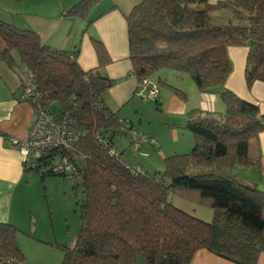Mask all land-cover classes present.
Returning <instances> with one entry per match:
<instances>
[{
    "label": "trees",
    "instance_id": "trees-1",
    "mask_svg": "<svg viewBox=\"0 0 264 264\" xmlns=\"http://www.w3.org/2000/svg\"><path fill=\"white\" fill-rule=\"evenodd\" d=\"M100 1L79 0L67 13L86 18ZM125 19L131 74L138 83L163 68L185 72L201 92L218 94L225 107L223 117L200 114L188 120L191 150L166 156L164 170L154 174L130 171L113 145V137L126 132L123 119L102 103V93L114 84L99 70L109 61L102 42L91 38L99 64L84 71L76 48H55L35 31L0 19V61L31 71L42 103L57 102L56 116L68 113L82 133L69 148L53 149L33 167L25 166L42 178L66 176L52 169L64 155L82 188L81 225L59 264H190L200 248L237 264H256L264 252V191L240 182L233 170L255 160L258 165L250 145L264 131V114L225 82L232 69L228 47L244 45L246 86L264 81V0H140ZM108 147L115 148L118 159ZM195 166L213 169L189 174ZM170 193L208 206L212 219L206 222L176 207ZM18 232L0 222V264H28Z\"/></svg>",
    "mask_w": 264,
    "mask_h": 264
},
{
    "label": "crops",
    "instance_id": "crops-1",
    "mask_svg": "<svg viewBox=\"0 0 264 264\" xmlns=\"http://www.w3.org/2000/svg\"><path fill=\"white\" fill-rule=\"evenodd\" d=\"M78 1L21 0L22 9L20 11L10 14V16L0 14V19L19 28L35 31L42 43L55 48L65 50L76 48L78 50L77 62L84 71L94 70L98 67V58L91 41L92 37L98 38L109 57V61L101 65L99 70L114 80V84L102 93V103L115 112L118 118L127 119L134 128L132 119L137 117L141 123L143 118V113L139 109L142 92L140 84L131 74L125 15L140 0H102L100 4L105 5V8L90 18V13L86 18L67 13L69 8ZM89 20H92V23L85 29ZM246 54L247 47L245 45L228 47L232 69L226 79L225 86L241 99L257 105L259 112L264 114V81L256 80L250 87L246 86L244 73ZM18 69L16 66L10 67L4 61H0V222H9L18 229L21 227L24 233L34 234L37 231L47 230L45 222L47 215L42 207L38 212L30 207L28 189L35 173L25 170V166L28 164H24L22 155L11 143V138L26 139L33 118L31 104L19 99L24 80V68H21L20 71ZM165 75L157 76L155 83L162 85L158 81L159 79L164 80L166 84L162 86L177 89L176 92L183 96V99L163 92L159 96L160 100L159 97L157 98L156 104L166 103L168 102L167 98L170 97L167 113L185 116L183 120L174 116L165 119V124L173 130V136L178 139L180 132L176 129L181 130L184 135L187 132V121L200 114L204 116L206 113L199 114L193 111V108L186 103L187 95L185 97L183 88L169 81L167 73ZM172 75L174 77V74ZM150 81L154 83L151 79ZM196 90L200 94L202 93L198 88ZM183 100L186 102L184 103ZM192 102L197 103L198 101L192 98ZM148 135L151 138L155 136V134ZM178 149L174 147V150H168V154L164 153L163 157L184 152ZM161 151L160 154H162ZM250 154L259 160L258 165H253L256 160L249 166L240 165L233 170V174L240 182L255 184L258 189L264 191V131L258 134L257 143H251ZM22 224L26 225L25 228ZM20 238L22 240L23 237L18 236V240ZM72 239H70L71 242L74 240ZM190 264L237 263L220 257L205 248H200L194 253ZM256 264H264V252L258 255Z\"/></svg>",
    "mask_w": 264,
    "mask_h": 264
},
{
    "label": "rangeland",
    "instance_id": "rangeland-1",
    "mask_svg": "<svg viewBox=\"0 0 264 264\" xmlns=\"http://www.w3.org/2000/svg\"><path fill=\"white\" fill-rule=\"evenodd\" d=\"M208 1L213 3L217 0ZM104 8L105 5L100 4V2L97 3L92 8L89 18L95 16ZM21 9V0H0V14L4 16H10V14L18 12ZM13 57H15L16 63H19L18 56L14 54ZM18 70L20 71V69ZM166 73L169 81L183 88L185 97L187 95V102L183 101L189 104L191 108H193V111L199 114L206 113L205 115L208 116L210 114L217 117L224 115L225 107L220 96L216 93L202 92L200 94L196 90L197 87L188 73L175 72L163 68L153 74L150 79L155 83L157 81V76L160 74L165 75ZM172 74H174V77ZM158 89V97L165 92L183 99V96L179 95L173 88L158 84ZM141 97L139 109L143 113V118L141 123H139L137 117L132 119L134 128L138 133L148 137V134H155V136L152 137V139L155 137L154 143H151L152 145L146 143L139 149H136L124 133H117L113 137V145L126 159L133 163L138 162L142 166L144 172L154 174L164 170L163 158L166 156L163 157V154H168V150H174V147H177L179 148L178 150L184 151L182 153L189 152L193 146V135L189 130H187L186 133L184 132L185 134L183 135L181 130L176 129L180 132L178 134V139H176L172 134L173 130L165 124V119L171 116L179 120H183L185 117L183 114L174 115L167 113V109L170 106V97L167 98L168 102L161 105L156 104L154 101L147 102L143 96ZM192 98H195L198 102L193 103ZM48 110L50 113L56 115L59 112V104L57 102L49 103ZM160 151L162 154H160ZM34 163L35 161L33 162V160L27 163L28 167H33ZM212 169V166H195L189 167L187 172L189 174H195L209 172L212 171ZM32 172L35 173V176H33L31 185L28 189V195L31 201L30 207L34 208L37 212L39 208L42 207L44 213L47 215L45 218L47 230L29 234L24 233L20 227L17 235V242L28 264H59L63 259L64 247H69L70 244H72L75 240V235L79 231L81 222L78 206L81 200H83L84 194L82 188L76 186V180L70 173H67L66 176L54 174L42 178L39 173ZM168 200L176 207L203 221L209 222L212 219V210L206 205L182 199L171 193L168 195ZM22 226L25 228L26 225L22 224ZM18 236L23 237L22 240L21 238L18 240ZM71 238L74 239H72V242L70 241Z\"/></svg>",
    "mask_w": 264,
    "mask_h": 264
},
{
    "label": "built area",
    "instance_id": "built-area-1",
    "mask_svg": "<svg viewBox=\"0 0 264 264\" xmlns=\"http://www.w3.org/2000/svg\"><path fill=\"white\" fill-rule=\"evenodd\" d=\"M24 76L25 79L22 83L19 99L31 104L33 118L26 139L11 138V143L22 155L23 162L27 164L32 160L33 162L36 161L53 149L69 148L82 133L75 128L74 119L68 113L58 117L49 112L48 106L40 100L34 75L31 71L24 70ZM139 84L144 99L147 102H155L159 92L157 84L152 83L148 78L142 79ZM121 123L123 130L126 132V137L136 149H139L143 144L154 143V139L151 137L138 133L128 120L123 119ZM108 153L118 159L115 148L108 147ZM119 160L133 173H143L142 168L138 164L125 163L122 159ZM52 169L57 173H71L74 170L73 165L64 155L57 157Z\"/></svg>",
    "mask_w": 264,
    "mask_h": 264
}]
</instances>
